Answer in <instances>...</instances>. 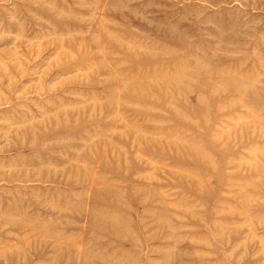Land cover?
<instances>
[{
  "label": "rangeland",
  "instance_id": "rangeland-1",
  "mask_svg": "<svg viewBox=\"0 0 264 264\" xmlns=\"http://www.w3.org/2000/svg\"><path fill=\"white\" fill-rule=\"evenodd\" d=\"M0 264H264V0H0Z\"/></svg>",
  "mask_w": 264,
  "mask_h": 264
}]
</instances>
